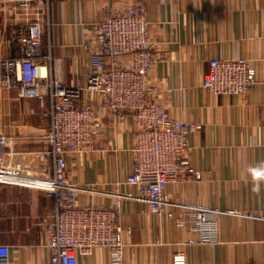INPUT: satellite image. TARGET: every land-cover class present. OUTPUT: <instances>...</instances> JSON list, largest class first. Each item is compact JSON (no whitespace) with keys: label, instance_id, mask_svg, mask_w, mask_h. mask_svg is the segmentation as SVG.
<instances>
[{"label":"crops","instance_id":"0c3cea01","mask_svg":"<svg viewBox=\"0 0 264 264\" xmlns=\"http://www.w3.org/2000/svg\"><path fill=\"white\" fill-rule=\"evenodd\" d=\"M5 3L0 0V59L17 55L8 40ZM134 3L145 8L154 44L165 47L164 58L149 71L156 99L171 116L201 123L188 137L191 176L179 186L167 184L165 211L127 197L135 192L125 182L133 117L128 113L118 121L96 94L84 90L82 98L104 126L94 150L66 155L70 181L87 188L78 193L79 201H118L123 264H171L177 250L186 253L187 264H264V180L253 192L249 171L264 164V0H50L52 25L43 52L52 55L54 77L62 83L85 79L93 25L110 7ZM213 57H244L254 67L256 82L245 96L216 95L201 85ZM129 60L128 54L120 56L123 64ZM26 105L39 108L35 100ZM9 108H20V102L0 83V131ZM36 116L26 115L27 122ZM4 154L23 175H49V144L38 136H18ZM185 204L215 211L216 241H200L201 231L191 223L176 225ZM52 210L43 190L0 183V244L9 246L13 264H48L47 234L38 221ZM76 264H108L107 250L98 246L88 255L77 254Z\"/></svg>","mask_w":264,"mask_h":264},{"label":"built area","instance_id":"2783aa9c","mask_svg":"<svg viewBox=\"0 0 264 264\" xmlns=\"http://www.w3.org/2000/svg\"><path fill=\"white\" fill-rule=\"evenodd\" d=\"M4 2L8 40L17 55L0 59V83L16 92L20 108L8 109L5 128L0 131V183L36 187L52 199V212L38 221L47 234L48 264H76L77 254L88 255L98 246L107 250L108 264H123L118 201L81 204L78 193L87 188L71 182L68 175L66 155L94 150L104 126L82 92L96 94L120 122L128 113L132 115L135 133L125 182L134 186L135 192L126 196L145 202L151 210L165 211L167 184L179 186L190 178L188 137L201 123L171 116L156 99L157 87L149 79V71L164 58L165 47L159 49L149 36L141 4L110 7L91 29L86 78L62 83L53 75L50 51L43 52L52 25L50 0ZM122 54L130 56L128 64L120 61ZM207 63L201 85L213 94L245 96L256 82L255 69L244 57H213ZM30 100L39 103L36 112L26 105ZM28 114H36V120L27 122ZM18 136H38L49 144L48 176L23 175L5 162L4 147ZM22 176L26 179H20ZM183 206L176 225L191 223L201 231L200 241H216L211 221L215 211ZM166 214L172 216L173 211ZM0 264H13L8 245L0 244ZM171 264H187L186 253L173 252Z\"/></svg>","mask_w":264,"mask_h":264},{"label":"clouds","instance_id":"9594fccd","mask_svg":"<svg viewBox=\"0 0 264 264\" xmlns=\"http://www.w3.org/2000/svg\"><path fill=\"white\" fill-rule=\"evenodd\" d=\"M253 177V192H259L260 191V184L259 181L264 180V164H262L259 167L252 168L249 170Z\"/></svg>","mask_w":264,"mask_h":264},{"label":"bare ground","instance_id":"6f19581e","mask_svg":"<svg viewBox=\"0 0 264 264\" xmlns=\"http://www.w3.org/2000/svg\"><path fill=\"white\" fill-rule=\"evenodd\" d=\"M41 72H42V74H44L45 73V68H42ZM20 179L25 180L26 178H25V176H22Z\"/></svg>","mask_w":264,"mask_h":264}]
</instances>
